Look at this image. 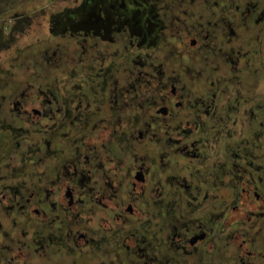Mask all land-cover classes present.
<instances>
[{
    "label": "flooded vegetation",
    "instance_id": "obj_1",
    "mask_svg": "<svg viewBox=\"0 0 264 264\" xmlns=\"http://www.w3.org/2000/svg\"><path fill=\"white\" fill-rule=\"evenodd\" d=\"M45 5L0 52V264H264V0Z\"/></svg>",
    "mask_w": 264,
    "mask_h": 264
},
{
    "label": "rangeland",
    "instance_id": "obj_2",
    "mask_svg": "<svg viewBox=\"0 0 264 264\" xmlns=\"http://www.w3.org/2000/svg\"><path fill=\"white\" fill-rule=\"evenodd\" d=\"M42 3L38 2H28L25 1L24 5H20L13 11H10L8 19L3 20L2 31L0 32V52L4 49L5 44L8 43L9 37L11 36L12 29L19 26V22H24L29 20L32 22L33 27H41V24H38L40 21L47 22V16L50 14V8L46 9L47 4H52L55 2L56 5H59L64 2V0H41ZM52 10V9H51ZM30 17V18H29ZM24 18V19H23Z\"/></svg>",
    "mask_w": 264,
    "mask_h": 264
}]
</instances>
